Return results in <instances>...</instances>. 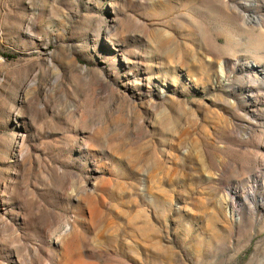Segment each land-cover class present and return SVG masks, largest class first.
<instances>
[{
	"label": "rangeland",
	"instance_id": "obj_1",
	"mask_svg": "<svg viewBox=\"0 0 264 264\" xmlns=\"http://www.w3.org/2000/svg\"><path fill=\"white\" fill-rule=\"evenodd\" d=\"M260 69L264 0H0V264H264Z\"/></svg>",
	"mask_w": 264,
	"mask_h": 264
},
{
	"label": "bare ground",
	"instance_id": "obj_2",
	"mask_svg": "<svg viewBox=\"0 0 264 264\" xmlns=\"http://www.w3.org/2000/svg\"><path fill=\"white\" fill-rule=\"evenodd\" d=\"M248 67H254L255 68V67H257V65L251 63L248 65ZM260 75H262V78L264 79V70L260 69ZM237 191H238V189H235V193H237ZM246 197H247V199L248 198H250L252 200L254 199V195H252L250 193L246 194ZM260 201H264V196H260Z\"/></svg>",
	"mask_w": 264,
	"mask_h": 264
}]
</instances>
